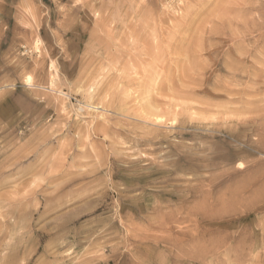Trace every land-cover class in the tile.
<instances>
[{
	"label": "rangeland",
	"instance_id": "1",
	"mask_svg": "<svg viewBox=\"0 0 264 264\" xmlns=\"http://www.w3.org/2000/svg\"><path fill=\"white\" fill-rule=\"evenodd\" d=\"M236 263L264 264V0H0V264Z\"/></svg>",
	"mask_w": 264,
	"mask_h": 264
},
{
	"label": "bare ground",
	"instance_id": "2",
	"mask_svg": "<svg viewBox=\"0 0 264 264\" xmlns=\"http://www.w3.org/2000/svg\"><path fill=\"white\" fill-rule=\"evenodd\" d=\"M117 13H118V12H117ZM119 16H120V15H119ZM227 67H228V66H227ZM29 81H30V78L27 77V78H26V82L28 83ZM159 119H160V118H159ZM175 169H176V168H175ZM176 170H177V169H176ZM254 202H255V201H254ZM248 205H249V204H248ZM250 208H251V206H250ZM245 210H246V209H245ZM191 211H192V210H191ZM243 213H244V212H243ZM62 222H63V221H62ZM195 223L197 224V222H195ZM196 226H197V225H196ZM203 227H204V226H203ZM203 227H202V228H203ZM181 228H182V227H181ZM191 228H192V226H191ZM197 228H198V227H197ZM179 229H180V228H179ZM183 229L186 230L185 226H184ZM199 229H201V228H199ZM204 229H205V228H204ZM204 229H203V230H204ZM158 230H159V229H158ZM201 230H202V229H201ZM205 230H206V229H205ZM199 231H200V230H199ZM207 231H208V230H207ZM184 232L186 233V231H182V233H184ZM189 232H191V231H189ZM197 232H198V231H197ZM209 233H210V232H209ZM209 233H208V234H209ZM203 234H204V233H203ZM206 234H207V232H206ZM206 234H205V235H206ZM210 234H211L210 236L214 237V236L212 235V233H210ZM200 235H202V233H200ZM182 236H183V235H182ZM198 236H199V235H198ZM207 236H209V235H206V237H207ZM136 237H138V236H136ZM140 237H141V236H140ZM191 237H192V236H191ZM199 237H201V236H199ZM212 237H211V238H212ZM216 237H217V236H216ZM216 237L214 238V240H215V239H220V238H216ZM195 238H198V237H195ZM208 238H209V237H208ZM224 238H225V237H224ZM241 238H242V237H241ZM139 239H140V238H139ZM236 239H237V238H236ZM245 239H246V238H245ZM140 240H141V239H140ZM201 240H202V238H201ZM204 240H206V238H205ZM222 240H223V239H222ZM241 241H244V240H240V242H241ZM212 242H213V241H212ZM247 242H248V241H247ZM247 242H246V243H247ZM220 243H221V242H220ZM220 243H218V244H220ZM222 243H223V242H222ZM244 243H245V241H244ZM246 243H245V244H246ZM248 243H249V242H248ZM192 244H193V243H192ZM199 244H200V243H199ZM245 244L243 245L242 248H244V246H246ZM201 245H202V244H201ZM204 245H205V244H204ZM215 245H216V244H215ZM232 245H233V247H234V246L236 247V246H237V243L235 242V245H234V244H232ZM240 245H241V244H240ZM189 246H190V245H189ZM191 246H192V245H191ZM198 246H199V245H198ZM209 246H211V244H210ZM217 246H218V245H217ZM175 247H176V246H175ZM177 247H178V246H177ZM179 247H180V246H179ZM181 247H182V246H181ZM183 247H184V246H183ZM185 247H186V246H185ZM193 247H194V246H193ZM200 247H202V246H200ZM200 247H199V250H200ZM206 247H207V246H206ZM212 247H213V245H212ZM246 247H247V246H246ZM203 248H205V247H203ZM237 248H238V247H236V249H237ZM184 249H185V248H184ZM192 249H193V248H192ZM192 249H191V250H192ZM197 249H198V248H197ZM215 249H216V248H215ZM244 249H245V248H244ZM244 249H243V250H244ZM201 250H202V248H201ZM208 250H210L209 247H208ZM243 250H242V251H243ZM184 251H185V250H184ZM188 251L190 252V250H188ZM196 251H198V250H196ZM202 251H203V250H202ZM202 251H200L199 253H201ZM236 252H237V251H236ZM199 253H198V254H199ZM192 254H193V253H192ZM205 255H206V254H205ZM237 255H238V254H237ZM201 257H202V253H201ZM239 257H240V256H238V258H239ZM199 258H200V257H199ZM231 258H232V257H231ZM201 259H203V258H201ZM229 259H230V258H229ZM231 260H232V259H231ZM236 260H237V259H236ZM233 261H234V260H233ZM228 262H229V261H228ZM231 262H232V261H231ZM241 262H242V261H241ZM241 262H240V263H241ZM219 263H220V262H219ZM236 264H238V263H236Z\"/></svg>",
	"mask_w": 264,
	"mask_h": 264
},
{
	"label": "snow or ice",
	"instance_id": "3",
	"mask_svg": "<svg viewBox=\"0 0 264 264\" xmlns=\"http://www.w3.org/2000/svg\"><path fill=\"white\" fill-rule=\"evenodd\" d=\"M243 165H241V167H242Z\"/></svg>",
	"mask_w": 264,
	"mask_h": 264
}]
</instances>
